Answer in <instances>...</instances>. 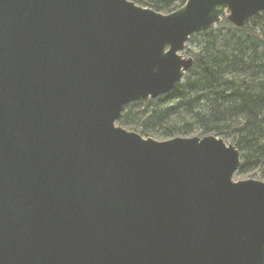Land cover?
Masks as SVG:
<instances>
[{
    "label": "water",
    "instance_id": "95a60500",
    "mask_svg": "<svg viewBox=\"0 0 264 264\" xmlns=\"http://www.w3.org/2000/svg\"><path fill=\"white\" fill-rule=\"evenodd\" d=\"M264 0H0V264H264V180L213 133L143 136L124 106L183 80L194 33Z\"/></svg>",
    "mask_w": 264,
    "mask_h": 264
},
{
    "label": "trees",
    "instance_id": "16d2710c",
    "mask_svg": "<svg viewBox=\"0 0 264 264\" xmlns=\"http://www.w3.org/2000/svg\"><path fill=\"white\" fill-rule=\"evenodd\" d=\"M169 12L185 0H133ZM193 65L174 88L130 102L116 123L143 136L213 133L241 152L238 172L264 179V11L243 26L222 18L194 33Z\"/></svg>",
    "mask_w": 264,
    "mask_h": 264
},
{
    "label": "rangeland",
    "instance_id": "374dc122",
    "mask_svg": "<svg viewBox=\"0 0 264 264\" xmlns=\"http://www.w3.org/2000/svg\"><path fill=\"white\" fill-rule=\"evenodd\" d=\"M217 23H215L213 26H216ZM199 46H200L199 40H197V39H195V40H188L186 42V46H185V49H184L183 53L185 55H192L191 54V51L197 50ZM192 135H197V134H192ZM151 137H153L155 139H159V140L166 139L167 138V137H157V136H151ZM233 178L234 179L257 178V175L255 176V174H251V172H248V173H246V172H240L239 173L238 170H237L235 172ZM258 179L264 180L263 178H259V177H258Z\"/></svg>",
    "mask_w": 264,
    "mask_h": 264
}]
</instances>
